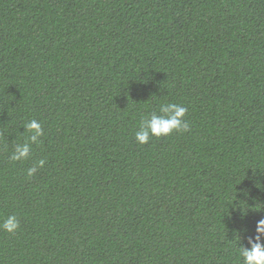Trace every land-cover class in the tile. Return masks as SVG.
<instances>
[{"label": "trees", "instance_id": "1", "mask_svg": "<svg viewBox=\"0 0 264 264\" xmlns=\"http://www.w3.org/2000/svg\"><path fill=\"white\" fill-rule=\"evenodd\" d=\"M169 102L188 130L138 144ZM32 119L44 135L13 161ZM12 214L0 264H243L264 218V0H0Z\"/></svg>", "mask_w": 264, "mask_h": 264}, {"label": "clouds", "instance_id": "2", "mask_svg": "<svg viewBox=\"0 0 264 264\" xmlns=\"http://www.w3.org/2000/svg\"><path fill=\"white\" fill-rule=\"evenodd\" d=\"M187 108L177 103H166L159 106V112H151L142 115L138 130L135 132V139L138 144H147L151 137H167L174 131H187L189 125L185 120ZM25 129L30 134L26 142L18 144L10 159L13 161L27 160L31 155V145L40 142L44 135L41 123L32 119L25 123ZM44 159L38 160L27 170L31 177L36 173L37 168H42ZM20 228V222L15 214L8 215L0 223V230L14 234ZM255 236L248 238V246H242L240 255L243 264H264V218L256 222Z\"/></svg>", "mask_w": 264, "mask_h": 264}]
</instances>
